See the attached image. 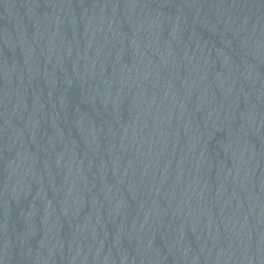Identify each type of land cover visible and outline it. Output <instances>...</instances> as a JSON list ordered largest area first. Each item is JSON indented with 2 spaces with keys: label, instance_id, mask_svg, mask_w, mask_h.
Masks as SVG:
<instances>
[{
  "label": "water",
  "instance_id": "95a60500",
  "mask_svg": "<svg viewBox=\"0 0 264 264\" xmlns=\"http://www.w3.org/2000/svg\"><path fill=\"white\" fill-rule=\"evenodd\" d=\"M0 264H264V0H0Z\"/></svg>",
  "mask_w": 264,
  "mask_h": 264
}]
</instances>
